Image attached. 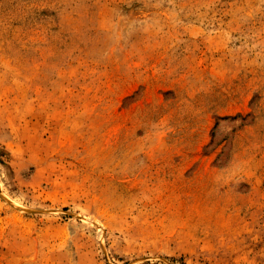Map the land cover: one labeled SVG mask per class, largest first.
Listing matches in <instances>:
<instances>
[{
    "label": "rangeland",
    "instance_id": "374dc122",
    "mask_svg": "<svg viewBox=\"0 0 264 264\" xmlns=\"http://www.w3.org/2000/svg\"><path fill=\"white\" fill-rule=\"evenodd\" d=\"M0 264H264V0H0Z\"/></svg>",
    "mask_w": 264,
    "mask_h": 264
}]
</instances>
